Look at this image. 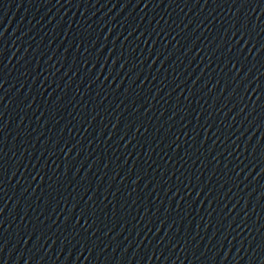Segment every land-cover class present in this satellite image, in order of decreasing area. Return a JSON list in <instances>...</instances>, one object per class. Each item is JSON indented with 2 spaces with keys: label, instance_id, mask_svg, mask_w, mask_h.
Listing matches in <instances>:
<instances>
[{
  "label": "water",
  "instance_id": "water-1",
  "mask_svg": "<svg viewBox=\"0 0 264 264\" xmlns=\"http://www.w3.org/2000/svg\"><path fill=\"white\" fill-rule=\"evenodd\" d=\"M0 264H264V0H0Z\"/></svg>",
  "mask_w": 264,
  "mask_h": 264
}]
</instances>
